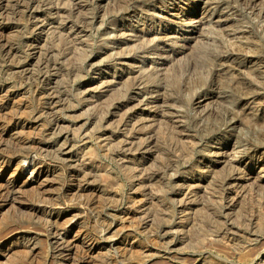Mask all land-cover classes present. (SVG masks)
Listing matches in <instances>:
<instances>
[{
  "label": "rangeland",
  "instance_id": "1",
  "mask_svg": "<svg viewBox=\"0 0 264 264\" xmlns=\"http://www.w3.org/2000/svg\"><path fill=\"white\" fill-rule=\"evenodd\" d=\"M125 1L137 12L2 2L0 264H264V142L247 122L264 115V0ZM137 36L151 48L116 54ZM218 36L228 61L203 81L189 69L183 90ZM220 73L263 97L210 133L199 116L244 98Z\"/></svg>",
  "mask_w": 264,
  "mask_h": 264
},
{
  "label": "bare ground",
  "instance_id": "2",
  "mask_svg": "<svg viewBox=\"0 0 264 264\" xmlns=\"http://www.w3.org/2000/svg\"><path fill=\"white\" fill-rule=\"evenodd\" d=\"M122 1L123 2H121V5L118 6V8H119V10L117 12L118 15H125L126 13H128L131 10H133V12H137L136 8L139 7V6H135L137 4L132 5L133 3L130 4V2H132V1H125V0H122ZM148 1L151 4V0H148ZM152 1H153V4L159 5L160 7H164L165 6L164 4L166 3V0H152ZM2 2H3V0H0V16L4 15V9H5V6L2 4ZM143 3L145 4V0H143ZM261 12H264V5L262 6V8H261L259 13L261 14ZM128 26L132 27L131 23ZM147 26L148 25L145 22L142 23V28H147ZM220 38H222V36H220V37L218 36V37H216L214 39L213 45H211V48H203V50L201 52V55H200L201 57H200V59L198 61L190 62L188 68L184 67L180 72H178L180 74L179 77H181L180 79H182V82L184 84V89L183 90H190L188 85H187V80H191L189 69H191L192 71H194L198 75V77L200 78L198 80L203 81V80L211 77V75L214 74V71L212 70V66H215L216 64H218L219 66L220 65L222 66L224 63H226L228 61V57H224L223 53H221L219 51L220 49H222V48H220L222 46V42L220 41ZM108 43H111V41H108ZM135 47L136 48L133 49L132 47H122V46H120V48H119L120 50L116 54L117 55H124V54L127 53V56H128V54H130L132 51L133 52H135V51H145V50L151 48L150 42L148 43V37H146V36H137L136 37V42H135ZM123 50H128V52L122 53ZM149 52H150V50H148V53ZM226 72H227V70H226ZM157 76H158V71H156L155 68L151 69L150 72H147V73L143 74L141 79L138 80L137 83L140 82L141 84H143V82L146 79L151 80L153 82L154 79L157 78ZM215 77H216V81H217V82L215 81V84H218L219 82L221 83L222 79L225 78L224 80H225L226 87L229 88L233 93L242 94L244 96V98L243 99H241V98L240 99L239 98L236 99V98H234L233 95H229L228 99L231 100V103H230L231 104V108H226L224 110V113H217V112H214V111L213 112L210 111L208 113H205L203 116L202 115L199 116L200 117L199 123L201 122L202 118L204 120H208V122L210 121L205 127L207 132L209 130L210 133H211V131L216 129L217 124L225 122V120L227 119L226 117H231V116L233 117L236 114H238L239 112L245 113L244 112V105L245 104H248V103L256 104L257 102L261 101V99L263 97V95L261 93L250 92V91L256 90L258 88H260L262 90V88L260 87L261 83L259 81H257V80H249V79H245L244 80L243 76H240L239 80L236 82V81L233 80L232 77H227L226 75H221V73H220V75L216 74ZM157 86L158 87H156V88H158L157 89L158 91L161 90L162 88H165V85L159 83V81L157 83ZM179 87L181 88V85H179ZM216 95H218V94H216ZM164 100L166 102L168 100H173L174 101L175 99L172 98V96L169 95ZM178 100L181 103L184 102V100H182V99H178ZM191 100H193V96L190 97L189 101H191ZM247 122H248L249 126H251L256 132V137H254L255 139H257L256 141H260L263 144V142H264V115L260 116V117H256V118H249V119H247ZM235 123L236 122L232 123L231 126H235ZM27 167H28V169L31 170L32 173L36 174V177L38 175H40L41 171L39 170L40 171L39 172L37 170V166H35L34 162L27 164ZM81 174H82L81 171H74V174L72 176L78 177ZM82 176H84V175H82ZM86 176H88V175L86 174L85 177ZM5 186H4V189L1 191L0 194H7L8 195V193L11 191V188L10 187H5ZM2 188H0V189H2ZM57 230L55 232H53V236H54V238H56L55 239L56 241H55V243L53 245V254L55 256H56V254H61L62 255V252L65 250V248L67 246V245H65V242H67L65 240L66 239L65 236H62L60 233L57 232ZM59 235H61V236L58 237ZM67 244H68V242H67Z\"/></svg>",
  "mask_w": 264,
  "mask_h": 264
}]
</instances>
